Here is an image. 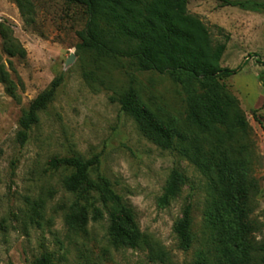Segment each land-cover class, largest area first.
<instances>
[{
    "label": "rangeland",
    "instance_id": "374dc122",
    "mask_svg": "<svg viewBox=\"0 0 264 264\" xmlns=\"http://www.w3.org/2000/svg\"><path fill=\"white\" fill-rule=\"evenodd\" d=\"M264 2V0H253ZM24 15L14 0H0V264H32L50 254L56 264H187L206 255L217 260L215 231L206 222L213 196L209 179L179 150H164L147 139L121 109L120 95L133 83L160 117L194 132L181 86L169 74L141 71L127 58H97L78 48L86 15L67 0H33ZM188 12L209 28L214 43L227 42L223 67L241 69L220 79L237 98L248 123L233 142L249 160V237L264 250V9L225 6L219 0H188ZM20 44L26 56L6 47ZM71 54L74 61L67 65ZM56 78L55 99L40 112L25 144L19 120L31 102ZM4 79H7L4 81ZM132 79H134L132 81ZM189 134V137H191ZM95 160L93 179L107 178L134 209L145 242L130 248L110 235L108 209L96 194L83 197L65 187L71 168L53 167L54 157ZM174 167L187 184L167 206L159 204ZM76 201L89 223L78 230L67 221ZM192 207L195 243L185 250L175 232ZM104 212L94 219L95 208Z\"/></svg>",
    "mask_w": 264,
    "mask_h": 264
},
{
    "label": "trees",
    "instance_id": "16d2710c",
    "mask_svg": "<svg viewBox=\"0 0 264 264\" xmlns=\"http://www.w3.org/2000/svg\"><path fill=\"white\" fill-rule=\"evenodd\" d=\"M24 15H30L33 0H14ZM225 6L245 10L264 9V2L253 0H219ZM71 7L86 15L80 31L78 48L97 58H127L141 71L169 74L185 96L187 118L194 132L182 129L153 111L142 99L133 83L118 98L121 109L137 123L142 134L164 150H179L209 179L213 201L206 222L215 231L213 243L221 264H254L257 251L249 234V196L253 183L249 160L239 153L233 142L239 130L247 131L248 123L238 100L226 86L223 77L236 74L237 68L223 67L225 42L214 43L206 24L188 12V0H67ZM12 56H26L20 44L6 47ZM7 79H4L6 81ZM134 79H132L133 81ZM61 78H56L23 112L18 138L25 144L31 128L39 122L40 112L53 102ZM189 134L191 137H189ZM95 160L81 156L54 157L53 167H67L72 173L65 179L68 191L83 197L96 194L108 209L112 240L125 247L137 248L145 242L134 209L123 201L111 182L99 176L93 179L90 169ZM188 179L180 167L168 177L161 206L169 205L182 191ZM94 219L104 212L95 208ZM67 221L78 230L89 223L87 206L76 201ZM175 232L180 247L189 250L195 243L192 207L187 205ZM261 264L264 250L261 249ZM32 264H56L50 254L37 257ZM187 264H215L206 255Z\"/></svg>",
    "mask_w": 264,
    "mask_h": 264
},
{
    "label": "water",
    "instance_id": "95a60500",
    "mask_svg": "<svg viewBox=\"0 0 264 264\" xmlns=\"http://www.w3.org/2000/svg\"><path fill=\"white\" fill-rule=\"evenodd\" d=\"M75 59V55L71 54L70 57L67 59L66 64L70 65Z\"/></svg>",
    "mask_w": 264,
    "mask_h": 264
}]
</instances>
